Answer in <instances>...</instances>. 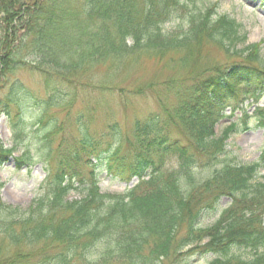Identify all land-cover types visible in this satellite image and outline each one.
<instances>
[{
  "label": "trees",
  "instance_id": "16d2710c",
  "mask_svg": "<svg viewBox=\"0 0 264 264\" xmlns=\"http://www.w3.org/2000/svg\"><path fill=\"white\" fill-rule=\"evenodd\" d=\"M217 6L0 0V115L13 141L6 148L0 139V167L18 147L16 167L32 164L31 150L41 142L49 162L27 208L0 196V264H192L205 254L213 255L206 264H264V147L255 161L239 163L227 149L237 124L215 132L227 107L261 96L264 57L260 43L246 44L241 23ZM207 45L233 60L198 69ZM144 58L174 69L161 84L174 99L157 95L158 112L133 122L127 180L138 181L123 192H102L95 163L85 161L99 144L83 115L55 159L52 145L64 127L50 110L71 108L76 96L69 89L89 85L97 66L122 71ZM24 73L39 75L42 89L28 86ZM254 116L264 130V106ZM111 160L126 158L118 149ZM222 198L229 204L205 222Z\"/></svg>",
  "mask_w": 264,
  "mask_h": 264
},
{
  "label": "rangeland",
  "instance_id": "374dc122",
  "mask_svg": "<svg viewBox=\"0 0 264 264\" xmlns=\"http://www.w3.org/2000/svg\"><path fill=\"white\" fill-rule=\"evenodd\" d=\"M196 1L205 5L214 1L218 2L217 11L235 17L247 32L246 44L260 43V53L264 57V0ZM171 26L170 24L165 25L168 28ZM232 60L227 58L218 47L207 45L202 49V58L197 68L203 67V63L211 67L212 65H223ZM173 72L174 69L169 64L162 65V61L158 63L153 58H144L137 65L122 71H106L102 66L94 68L89 85L80 86L77 90L69 89L70 94L76 96V101L71 108L67 110L54 107L50 110V118L51 116L57 117L64 127L52 145L54 157L58 153L56 149L60 141L70 140L77 134L75 118L83 115L84 121L88 123L89 132L99 144L96 149H93L91 156L88 159L85 158V161L89 162V166L95 163L101 191L123 192L132 187L138 180L136 178L127 180L130 154L126 139L133 140L132 126L136 119L144 120L150 116V112H158L157 95L167 97L168 102L174 99V95L166 92L164 86L161 85ZM21 78L28 86L42 89L39 75L24 73ZM151 84L152 87L149 89ZM139 88L145 90L142 89V93H138ZM258 106H264V92L258 100L247 96L243 97L240 103L231 104L215 126L216 134L220 135L230 123L237 124L236 131L231 132L227 140V149L232 151V155L239 163L255 161L264 147V130L257 127V119L254 117L255 108ZM245 115L248 117L245 118ZM115 124L118 128L113 131L110 128ZM11 134L8 119L5 115H0V139L6 148L13 145ZM172 136L177 138L179 134L173 132ZM28 143L30 142H26ZM40 149L42 150V142L37 149L31 150L35 155V161H32V164L17 168L11 158L0 167V181L3 183L0 196L5 202L27 208L40 192V186L47 175L46 167H49V162L46 163L43 160V150L39 154ZM118 149L119 154L124 155L126 160L120 163L111 160L112 164L108 165L107 157ZM22 151L23 148L18 147L13 155L17 157L22 154ZM261 173L259 177L264 179V170ZM78 195L72 192L69 197H78ZM229 202V198H222L216 216L208 218L205 222L208 223L217 218L221 209L225 208ZM212 258V254L196 255L192 258V264H206Z\"/></svg>",
  "mask_w": 264,
  "mask_h": 264
}]
</instances>
